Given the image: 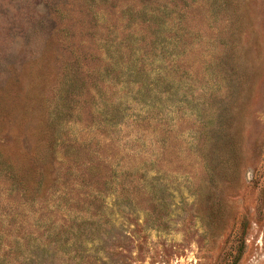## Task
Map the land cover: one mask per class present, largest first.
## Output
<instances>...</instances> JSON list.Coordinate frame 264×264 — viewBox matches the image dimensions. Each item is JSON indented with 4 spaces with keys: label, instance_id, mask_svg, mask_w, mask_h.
Returning a JSON list of instances; mask_svg holds the SVG:
<instances>
[{
    "label": "rangeland",
    "instance_id": "1",
    "mask_svg": "<svg viewBox=\"0 0 264 264\" xmlns=\"http://www.w3.org/2000/svg\"><path fill=\"white\" fill-rule=\"evenodd\" d=\"M0 264H264V0H0Z\"/></svg>",
    "mask_w": 264,
    "mask_h": 264
}]
</instances>
